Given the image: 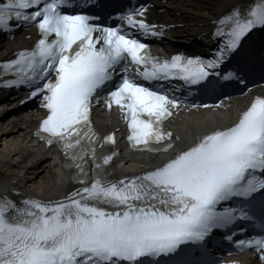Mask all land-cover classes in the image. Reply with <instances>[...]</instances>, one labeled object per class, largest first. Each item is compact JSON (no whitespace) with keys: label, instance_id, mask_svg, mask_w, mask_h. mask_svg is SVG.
<instances>
[{"label":"snow or ice","instance_id":"6c2138e0","mask_svg":"<svg viewBox=\"0 0 264 264\" xmlns=\"http://www.w3.org/2000/svg\"><path fill=\"white\" fill-rule=\"evenodd\" d=\"M70 5L71 0H0V30L10 31L13 21L35 24L41 37L34 49L0 64L4 74L15 76L4 86L34 88L31 96L41 97L47 110L36 134L74 161L82 185L61 200L17 202L0 195V264H145L142 258L160 256L196 264L184 246L202 243L214 229L237 221L262 229L239 240L238 247L254 249L264 261V96L255 97L233 125L199 137L160 167L118 182L107 178L115 153L103 151L114 138L99 137L90 119L98 91L122 69L107 106L126 109L134 149L167 152L173 134L162 123L179 102L129 78L123 62L130 58L145 81L202 84L219 75L209 70L236 52L246 36L264 28V0L220 19L217 35L226 43L211 60L153 58L139 39L95 23L98 16L67 14ZM143 14L141 8L121 19L156 35L154 26L136 19ZM231 78V72L223 77ZM237 198L242 206L224 207Z\"/></svg>","mask_w":264,"mask_h":264},{"label":"bare ground","instance_id":"6f19581e","mask_svg":"<svg viewBox=\"0 0 264 264\" xmlns=\"http://www.w3.org/2000/svg\"><path fill=\"white\" fill-rule=\"evenodd\" d=\"M254 0H159L158 5L160 9H166L164 13L154 12V21L161 23L163 25L169 26L170 34L177 37L178 42L183 43H198V47H201V42L203 40L204 33L211 21L218 19L223 14H230L234 9L247 10ZM22 41V40H21ZM23 42V41H22ZM174 47V46H173ZM178 47V46H176ZM174 47V48H176ZM173 48V49H174ZM17 49V44H13L10 48H5L0 55L4 56L9 52ZM205 114H208L206 112ZM233 113H226L225 120L230 121ZM218 122L213 116L205 115L198 116L189 120L187 126L188 131L184 130V127H179L178 130L186 138H192L195 135L210 131L218 125ZM10 125V124H9ZM26 126L14 124L10 129L2 130V137L9 139L10 142H15L18 145V156L23 158L22 162H19V167L22 171H25L24 176L27 181L32 178V170L36 168L39 161L33 158H28L27 152L24 149L25 141L27 140ZM13 153L10 152L9 155ZM27 156V158H25ZM43 157V156H42ZM47 156H45L46 158ZM27 159L28 163L25 162ZM135 160V159H134ZM2 161H0V187L12 188L13 186L19 185L20 187L26 183L22 180L21 175H10L7 171L2 168ZM135 162V161H134ZM148 162H152L149 160ZM43 168L42 173L45 174L44 186L39 190H43L45 196L48 199H57L70 190L73 187L68 186L69 172L63 165L56 161H49L48 159L41 161ZM140 165V162H137ZM9 165L13 166L10 162ZM10 166L8 170L13 171V167ZM15 182L17 185H13Z\"/></svg>","mask_w":264,"mask_h":264},{"label":"rangeland","instance_id":"374dc122","mask_svg":"<svg viewBox=\"0 0 264 264\" xmlns=\"http://www.w3.org/2000/svg\"><path fill=\"white\" fill-rule=\"evenodd\" d=\"M17 144L15 143H11L8 142L7 144H3L2 147L0 148V160L3 161H11L12 159V155L10 154V151H12V153H14V151L17 149ZM14 155V154H13ZM17 163V162H15ZM10 166H8L6 163L2 164V168L7 171L10 175L16 174V175H22V173L20 172L21 170L19 168H12L13 171L8 170Z\"/></svg>","mask_w":264,"mask_h":264}]
</instances>
